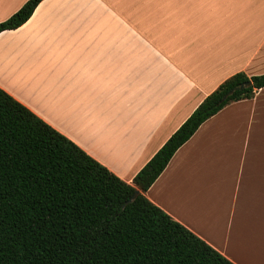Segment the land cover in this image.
Here are the masks:
<instances>
[{
  "label": "crops",
  "instance_id": "0c3cea01",
  "mask_svg": "<svg viewBox=\"0 0 264 264\" xmlns=\"http://www.w3.org/2000/svg\"><path fill=\"white\" fill-rule=\"evenodd\" d=\"M27 0H0V22ZM264 0H41L0 32V88L126 183L235 73ZM234 264H264V87L205 120L143 192Z\"/></svg>",
  "mask_w": 264,
  "mask_h": 264
},
{
  "label": "trees",
  "instance_id": "16d2710c",
  "mask_svg": "<svg viewBox=\"0 0 264 264\" xmlns=\"http://www.w3.org/2000/svg\"><path fill=\"white\" fill-rule=\"evenodd\" d=\"M40 1L27 0L0 22V32L26 22ZM246 81L249 86L224 98ZM262 87L264 73L227 78L132 184L0 88V264H234L143 192L200 124Z\"/></svg>",
  "mask_w": 264,
  "mask_h": 264
},
{
  "label": "water",
  "instance_id": "95a60500",
  "mask_svg": "<svg viewBox=\"0 0 264 264\" xmlns=\"http://www.w3.org/2000/svg\"><path fill=\"white\" fill-rule=\"evenodd\" d=\"M250 85V82L249 81H246V82H243V83H240L239 85L235 86L234 88L230 89L228 91V93L224 96V98H226L228 95L232 94L234 91L236 90H241L247 86ZM138 192V190L135 191L134 195Z\"/></svg>",
  "mask_w": 264,
  "mask_h": 264
}]
</instances>
